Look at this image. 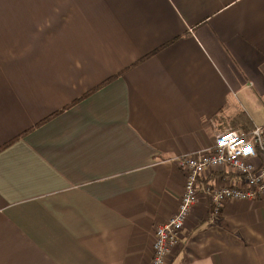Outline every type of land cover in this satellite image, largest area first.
<instances>
[{"label":"crops","instance_id":"crops-1","mask_svg":"<svg viewBox=\"0 0 264 264\" xmlns=\"http://www.w3.org/2000/svg\"><path fill=\"white\" fill-rule=\"evenodd\" d=\"M255 126L264 0H0V264H148L173 159ZM179 243L164 264H264V199L200 193Z\"/></svg>","mask_w":264,"mask_h":264},{"label":"built area","instance_id":"built-area-1","mask_svg":"<svg viewBox=\"0 0 264 264\" xmlns=\"http://www.w3.org/2000/svg\"><path fill=\"white\" fill-rule=\"evenodd\" d=\"M175 163L184 175L183 192L175 212L155 228L148 264H163L164 257L179 246L178 235L200 192L214 213L230 199H264V127L255 126L247 135L224 130L216 135L213 145L192 154L184 153ZM228 166L241 181L216 184V179H212L198 184L207 171Z\"/></svg>","mask_w":264,"mask_h":264},{"label":"rangeland","instance_id":"rangeland-1","mask_svg":"<svg viewBox=\"0 0 264 264\" xmlns=\"http://www.w3.org/2000/svg\"><path fill=\"white\" fill-rule=\"evenodd\" d=\"M184 154V153H183ZM177 157H175L174 159H173V161H175V159H176ZM218 170H220L221 168H217ZM228 169V170H227ZM225 170H227L228 171V174H230V175H234L235 173L234 172H232V170H231V168L228 166L227 168L226 167H223L222 168V171L224 172ZM209 171H207L206 173H208ZM206 173L203 175V177H200V179H202V178H205V176H206ZM224 174H225V172H224ZM199 179V180H200ZM216 184H225V182H221V181H219V180H216ZM201 193V192H200ZM182 195V194H181ZM165 222V221H164ZM185 225V224H184ZM156 228V227H155ZM153 235H155V230H154V234ZM153 240H154V237H153ZM178 240H179V235H178ZM180 244V243H179ZM152 245H153V243H152ZM179 247H175V248H173L165 257H164V259H163V264L165 263V260H166V258L169 256V255H171V254H173L174 252H176L177 251V249H178ZM152 251H153V248H152ZM150 260H151V257L149 258V260H148V263L150 262Z\"/></svg>","mask_w":264,"mask_h":264},{"label":"trees","instance_id":"trees-1","mask_svg":"<svg viewBox=\"0 0 264 264\" xmlns=\"http://www.w3.org/2000/svg\"><path fill=\"white\" fill-rule=\"evenodd\" d=\"M263 127H264V126H263ZM12 141H13V139H11V140L5 142L4 144H2V145L0 146V150H1V149H4V148L7 147V146H9V144L12 143Z\"/></svg>","mask_w":264,"mask_h":264}]
</instances>
